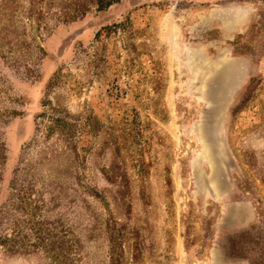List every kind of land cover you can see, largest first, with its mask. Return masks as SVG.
Listing matches in <instances>:
<instances>
[{
    "label": "rangeland",
    "instance_id": "obj_1",
    "mask_svg": "<svg viewBox=\"0 0 264 264\" xmlns=\"http://www.w3.org/2000/svg\"><path fill=\"white\" fill-rule=\"evenodd\" d=\"M0 10V264H264V0Z\"/></svg>",
    "mask_w": 264,
    "mask_h": 264
},
{
    "label": "trees",
    "instance_id": "obj_2",
    "mask_svg": "<svg viewBox=\"0 0 264 264\" xmlns=\"http://www.w3.org/2000/svg\"><path fill=\"white\" fill-rule=\"evenodd\" d=\"M1 3H5V1H2ZM2 12V10H0ZM6 11L4 12V15L6 16ZM17 13H8V15L10 17H14L16 16ZM29 14L33 15V14H36L35 12L31 11ZM67 16V15H65ZM40 17H44L43 15H40ZM60 18V17H59ZM66 19L62 20L61 19V22H66V21H73V20H76V16L74 15H69L68 17H64ZM59 21V20H57ZM59 23L55 22L53 27L54 26H57ZM52 29V26L49 27V31ZM6 151V147H5V143H4V140L1 139L0 141V158H1V161H0V165L4 162V159H5V155H4V152ZM3 161V162H2ZM20 175L18 173V170L16 171V175L14 176V180L12 181V184H14V186L11 189V195H10V198H9V202L7 205H4V207H1L0 209V246L3 248V247H6L8 248V250L10 251H17L19 250V247L21 246H27V245H24L25 243L23 242H19L18 240H13V241H10L12 243H9V239H7V237H5L3 234H2V230H3V226L4 224L6 223L7 220H9L10 218V215L13 214V205H17V203L19 202V199L22 198L21 197V192H20V189L19 187L17 186V183H20ZM2 180V170H1V167H0V181ZM14 190H15V193H14ZM16 217H14V222L15 224H17L19 221L17 219H15ZM44 240L45 238L44 237H40V241ZM29 244V243H28ZM34 244L30 245L29 246H33ZM27 248V247H25ZM30 248V247H29ZM111 249H112V260L114 261L115 260V257H114V248L113 246H111Z\"/></svg>",
    "mask_w": 264,
    "mask_h": 264
}]
</instances>
